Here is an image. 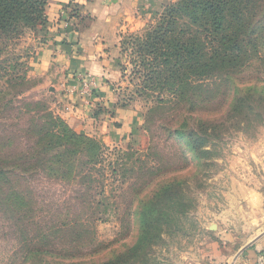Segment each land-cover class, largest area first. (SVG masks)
<instances>
[{
	"label": "rangeland",
	"instance_id": "rangeland-1",
	"mask_svg": "<svg viewBox=\"0 0 264 264\" xmlns=\"http://www.w3.org/2000/svg\"><path fill=\"white\" fill-rule=\"evenodd\" d=\"M174 1L153 2L146 8L144 5V10L134 13L140 12L135 16L138 22H132L117 33V49L105 58L108 69L82 70L81 81L88 79L92 97L96 101L104 99L98 92L99 84H105L112 100L107 107L92 99L93 106L87 110L83 106L89 98L81 94V128H84L81 134L110 149L115 147L123 151L129 144L141 152V158L148 156L152 163L166 170L165 178L185 181L184 186H189L191 205L178 217L177 224L162 232L161 241L151 248L145 264H205L212 249L221 244L218 229L222 231L235 223L236 218L231 217L229 210H235L240 203L245 204L233 199L241 200L243 194L255 189L264 194V0L250 2L248 35L253 37V42L248 46V56L234 70L211 82L209 91H202L194 98V109L188 110L187 106L183 113L169 105L153 106L133 93L141 81L132 74L130 51H122L120 47L122 39L127 41L130 33L150 27L164 6ZM87 19L81 13L82 25ZM46 31L47 25L45 30L36 26L25 31L10 46L0 45V166H7V176L31 202L29 221L25 219V211L19 213L11 204L8 206L9 202L3 204L7 186L0 182V264L104 263L136 241V228H127L128 233H125L122 227H127L124 221L134 212L137 200L147 194L146 185L139 183L126 189L117 200L111 198L109 205H116V208L93 212L82 204L80 183L68 184L47 177L43 172L26 171L24 178L16 175V170L30 168L35 163L31 160L34 131L43 123L46 111L71 127L61 116V102L53 89L49 90L41 83V77L33 74L32 58L44 43ZM107 49H111V44ZM250 88L259 94L254 97V112L233 110L240 92ZM99 107L106 109V117L102 118L101 113L95 117L97 122H89ZM151 107L153 109L149 111ZM114 109H123L136 118L130 126V134L121 139L111 134V129L114 124H122L124 129L129 127L127 117L116 118L121 124L113 121ZM87 119L88 123H85ZM191 122L198 126L208 123L215 129L207 146L211 149L207 158L198 159L195 154L186 156V143L171 136L175 127L185 128ZM20 217L24 219L21 221ZM74 220L84 223L86 229H80V224L72 233L51 238L48 246H44L39 229L45 233L46 228ZM29 241L33 247L27 246ZM29 249L37 251H34L35 257L27 260L26 250Z\"/></svg>",
	"mask_w": 264,
	"mask_h": 264
},
{
	"label": "trees",
	"instance_id": "trees-1",
	"mask_svg": "<svg viewBox=\"0 0 264 264\" xmlns=\"http://www.w3.org/2000/svg\"><path fill=\"white\" fill-rule=\"evenodd\" d=\"M250 2L176 0L164 6L150 27L130 33L127 41H120L122 51H130L132 74L141 81L133 93L153 106L169 105L182 113L187 106L188 110H193L194 98L202 91H209L211 82L234 70L248 56V46L253 42V37L248 35ZM46 6L47 0H0V45L10 46L25 31L36 26L45 30L48 22ZM74 7L71 15L76 12ZM257 94L253 88L240 92L232 109L238 112L242 109V113L254 112ZM104 112L106 109L101 107L92 117ZM191 123L185 128L175 127L171 136L186 143V156L195 154L198 159L207 158L211 153L207 146L215 129L208 123L203 126ZM34 139L31 160L35 163L30 168L16 170V175L24 178L26 171L43 172L47 177L68 184L80 183L82 204L93 212L116 208V205H109L111 198L117 200L126 189L139 183L149 189L137 200L134 212L128 214L127 221H124L127 227H122L125 233H128L127 228L135 227L136 241L104 263L91 264L147 263L149 251L161 241L162 232L177 224L178 217L184 215L191 205L189 186H184L185 181L165 178L166 170L152 163L148 156L149 159L146 156L141 158V152L129 144L123 151L115 147L110 149L92 137L77 133L60 117L47 111L43 123L34 131ZM7 171V166H0V182L7 186L2 202L5 205L9 202L8 206L11 204L19 213L25 211V219L30 221L31 202L27 194L12 183ZM113 192L115 195H111ZM23 219L20 217L19 220ZM77 227L86 229L78 220L63 221L53 228H46L45 233L39 229L42 233L40 239L44 246H48L49 239L72 233ZM27 246L33 247L32 241ZM34 251L37 249L26 250L25 259L35 257Z\"/></svg>",
	"mask_w": 264,
	"mask_h": 264
},
{
	"label": "crops",
	"instance_id": "crops-1",
	"mask_svg": "<svg viewBox=\"0 0 264 264\" xmlns=\"http://www.w3.org/2000/svg\"><path fill=\"white\" fill-rule=\"evenodd\" d=\"M153 2L160 4L162 0H47L48 32L32 58L33 74L41 77V83L49 90L53 89L61 102V116L77 133L84 128H81V95L70 91V87L77 84L75 75H81L85 69H108L105 58L117 49V33L132 22L137 23L135 16ZM73 5L76 12L68 14ZM136 11L140 12L135 15ZM81 13L88 18L84 25L81 24ZM104 86L99 84L98 92L104 99L97 101L108 107L112 99L108 95L109 87ZM92 99L97 102L94 97L89 98L83 108L90 110ZM114 110L113 121L120 115L127 117L129 127L124 129L118 118L116 122L121 125L114 124L111 129V134L121 139L130 134V126L136 118L123 109ZM101 117L106 115L103 113ZM90 119L89 122H97L92 115ZM233 200L245 204L240 203L235 210H229L231 217L236 218L235 223L222 231L218 229L221 244L212 249L205 264H264V194L255 189L243 194L241 200Z\"/></svg>",
	"mask_w": 264,
	"mask_h": 264
},
{
	"label": "built area",
	"instance_id": "built-area-1",
	"mask_svg": "<svg viewBox=\"0 0 264 264\" xmlns=\"http://www.w3.org/2000/svg\"><path fill=\"white\" fill-rule=\"evenodd\" d=\"M75 79L77 80V84L70 87L71 93L78 92L80 95L82 94L84 96H87L88 98H92V92L90 90L91 85L88 79L82 82L80 74H76Z\"/></svg>",
	"mask_w": 264,
	"mask_h": 264
}]
</instances>
